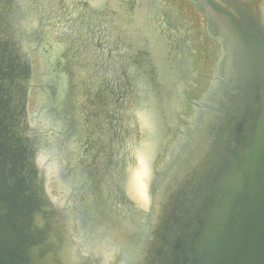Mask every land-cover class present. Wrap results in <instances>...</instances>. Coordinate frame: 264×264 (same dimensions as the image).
I'll return each mask as SVG.
<instances>
[{
	"label": "water",
	"instance_id": "1",
	"mask_svg": "<svg viewBox=\"0 0 264 264\" xmlns=\"http://www.w3.org/2000/svg\"><path fill=\"white\" fill-rule=\"evenodd\" d=\"M205 1L213 15L212 31L223 40L226 85L210 105V117L194 123L178 118L179 124L194 127L195 135L190 147L166 171L167 182L155 200L145 234L134 244L130 264H264L263 4L259 0ZM105 2L108 5L112 0H104L93 24L102 27L106 23L110 37L99 61L106 67L98 77L108 90L96 87L89 93L82 86L81 55L92 54L91 37L86 38L88 45H79V54L70 65L65 49L60 67L65 70L68 65L73 71V83L82 97L121 93L124 104L133 103L129 114H134L136 122L146 125L148 114L147 131H153L157 140L163 131L159 111L168 129L173 124L169 105L176 80L178 88L182 77L178 61L163 44L159 47V35L147 38L141 23H134L141 13L129 7L131 1L104 8ZM172 5L181 11L178 18L183 24L194 19L193 14L185 13L183 4ZM19 15L11 0H0V264H107V260L98 259L101 254L82 251L83 240L73 238L69 215L53 197L61 189L49 179L51 165L37 153L27 121V100L29 113H34L47 94L55 104L64 101L66 79L61 74L56 99L50 87L33 91L27 99V60H31L32 82L38 85L51 81L53 66L49 62V70L44 67L34 44L20 43L24 39L18 32ZM55 43L47 40L43 51L57 56L63 48ZM193 43L197 47L193 55L196 75L210 77L212 64L204 71L200 66L211 44L206 41L198 46L202 39ZM140 129L139 142L143 143L133 146L136 164L128 183L130 197L144 206L151 170L147 139ZM143 147L146 152L141 156L138 150ZM126 223L118 216L107 222L120 233L124 231L121 235L117 232L119 239L132 241ZM101 249L110 264H120L119 259H113L112 249Z\"/></svg>",
	"mask_w": 264,
	"mask_h": 264
},
{
	"label": "flooded vegetation",
	"instance_id": "2",
	"mask_svg": "<svg viewBox=\"0 0 264 264\" xmlns=\"http://www.w3.org/2000/svg\"><path fill=\"white\" fill-rule=\"evenodd\" d=\"M11 1L20 14L18 32L24 39L20 43L23 46L24 43L34 44L36 47L33 50L40 51L43 56L44 67L49 62L53 66L50 70L53 74L51 81L38 85L32 82L31 60H27L30 66L27 99L33 91L47 87H50L49 91L56 99L61 74L66 79L64 101L55 104L56 101L53 102V98L49 100L47 94L45 101L41 99L34 113L28 111V100L26 106L27 121L31 124L30 131L38 146L37 153L44 155L46 164L51 165L49 179L61 189V193L58 192L54 197L63 203L69 215L73 238L83 240L82 251L86 249L87 252L89 250L90 253L101 254L98 259H105L110 264L112 261L108 255H102L101 251V248H110L113 259H119L120 264H130L134 260V244L145 234L155 200L167 182L164 177L166 171L190 147L195 135L194 127L179 124L178 118L194 123L204 116L210 117V105L217 92L226 85L223 67L225 49L220 34L212 31L213 15L205 0H112L103 6L112 7L115 3L122 5L124 1H131L129 7L141 13L136 16L134 23H141L147 38L159 35V47L163 44L166 50L172 52L182 72L178 88L177 80L173 87L174 95L169 105L172 126L168 129L159 111L158 117L163 129L160 137L155 140L153 131L148 133L142 129L149 148L151 178L150 184L148 182L147 202L140 206L130 197L131 188L128 183L131 169L136 164L133 146H141L143 143L139 142V123L134 120L133 113L129 114V110L134 107L133 103L124 104L121 93L113 96L106 94L105 90L102 91L105 93L86 94L82 97L77 91L79 87L73 83V71L68 69V65L65 70L60 67V55L64 54L65 49L70 65L75 54H79V45H88L86 38L91 37L92 47H89L92 54L89 57L81 55L82 86L89 93H94L96 87L108 90V86L98 77H102L103 67H106L99 61L106 52L105 46L110 37L107 36L106 23L102 27L93 24L104 0ZM259 1L263 4L264 20V0ZM176 2L183 4L186 7L185 13L193 14L194 19L190 18L188 23L183 24L178 18L181 11L172 7ZM33 23H36L35 28ZM78 31L81 36H78ZM207 31L211 33L210 36H207ZM49 39L55 40V44L63 48L55 57V54L48 55L43 51ZM195 39H202L198 46L204 45L206 41L211 44L200 66L204 71L212 64L213 75L210 77L196 75L194 65L197 63L193 57L197 50L193 43ZM179 71L175 72V76ZM112 83L113 80H110L109 87ZM58 89L60 92V86ZM142 108L147 114L145 107ZM147 118L149 124L148 114ZM190 131L193 132L189 134ZM117 216L127 222L126 231L131 233L129 236L132 241L121 239L122 236L119 239L118 235L124 231L120 233L114 224H107L112 217Z\"/></svg>",
	"mask_w": 264,
	"mask_h": 264
}]
</instances>
